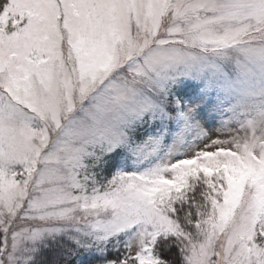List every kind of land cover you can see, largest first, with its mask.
Here are the masks:
<instances>
[{
    "label": "snow or ice",
    "instance_id": "obj_1",
    "mask_svg": "<svg viewBox=\"0 0 264 264\" xmlns=\"http://www.w3.org/2000/svg\"><path fill=\"white\" fill-rule=\"evenodd\" d=\"M0 264H264V0H0Z\"/></svg>",
    "mask_w": 264,
    "mask_h": 264
}]
</instances>
